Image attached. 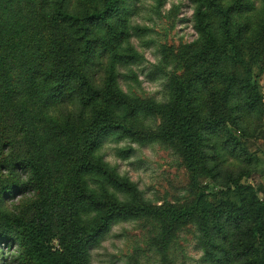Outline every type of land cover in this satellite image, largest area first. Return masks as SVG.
I'll return each mask as SVG.
<instances>
[{"label": "rangeland", "instance_id": "374dc122", "mask_svg": "<svg viewBox=\"0 0 264 264\" xmlns=\"http://www.w3.org/2000/svg\"><path fill=\"white\" fill-rule=\"evenodd\" d=\"M125 1L124 19L130 33L124 48L135 55H130L128 63L118 64L117 77L111 80L114 48L104 56L105 43L100 45L90 70V80L99 92L92 105L75 94L58 102L60 94L52 89L37 103L31 83H39L40 76L30 83L24 77L21 85L22 75L33 74V69L14 70L18 78L11 84L14 92L0 95V134L10 128L5 113L23 105V124L14 122L21 129L14 135L17 152L40 161L43 184L40 194L0 195V212L19 215L22 211L27 222L46 207L51 244L60 250L73 247L68 253L73 264H228L216 247H227L234 232L222 216L223 204L241 205L251 195L264 202V0H222L235 7L239 48L234 61L238 64L228 65L223 75L210 70L202 93L195 96L200 111L197 127L208 137L202 135L208 145L203 148L208 169L188 160L178 141L165 139L162 127L173 80H187L193 74L185 59L188 48L200 37L197 16L202 13V21L213 26L220 25V18L203 0ZM2 2L13 7L21 0ZM81 5L78 8L83 12L92 7L85 0ZM9 14L2 15L7 18ZM30 34L33 43L41 44L52 32L43 25H32ZM105 34L98 38L103 40ZM0 39L5 45L0 56H29L38 68V58L53 51L58 61L62 58L55 67L73 56L74 47L63 53L54 49L58 43L48 45L39 55V49L31 48L30 54L22 55L8 46L10 33ZM40 69L42 76L45 72ZM234 73L247 82L251 77L252 83L232 98V105L241 109L237 116L236 111L233 115L223 112L228 99L224 93L235 95L230 83ZM219 91H223L220 102L214 96ZM242 93L246 97L239 98ZM94 107L103 114L117 112L112 121L98 124L109 125L111 130L94 131ZM217 118L226 119L227 126L213 121ZM208 120L211 124L205 123ZM84 125L91 132L88 138L83 136ZM228 136L233 139L228 141ZM3 173L0 168V183ZM234 179L239 184H232ZM18 234L14 228L0 227V264H26L17 257L22 252Z\"/></svg>", "mask_w": 264, "mask_h": 264}, {"label": "trees", "instance_id": "16d2710c", "mask_svg": "<svg viewBox=\"0 0 264 264\" xmlns=\"http://www.w3.org/2000/svg\"><path fill=\"white\" fill-rule=\"evenodd\" d=\"M85 1H88L92 7L83 12L78 8L82 4V0H21V2L16 4L13 3V7L4 6V3L0 0V24H5L0 26V37L5 33L12 35L8 46L11 47L14 53L18 52L23 55V53H28L31 48L34 51L39 49L36 53L39 55L42 50L46 51V47L53 43H58L54 46V49H59L57 51L63 53L74 47L72 49L73 56L67 57L64 65L60 67H55V65L60 63L59 61L62 58L58 61L54 51L51 54H47L46 57L38 58L39 68L32 59L30 60L29 56L24 55L21 58L13 56L6 59L2 57L3 55L0 56V95L7 96L10 92H14L11 84L18 81L14 72L15 69L17 71L19 69H33V74L30 73L27 77L22 75L20 84L24 77L26 78V83H30L31 80L40 76L39 83H31L34 90L37 91V103L43 102V95L46 90L52 89V91L56 90L57 94H60L58 102H62L68 96L75 94L82 95L80 96L81 98L88 100L86 105L90 106L93 104L99 92L95 88L93 81L91 82L90 80L92 79L90 70L92 60L96 56L100 45L103 42L105 43L104 56L109 55L110 49L114 48L111 51V53L114 52V57L109 69L110 75L108 76V79L111 78V80L117 77L118 64L128 63L127 59H129L131 54L135 55V53H133V50L130 52L129 47L124 48V42L130 33V27L126 25L124 19L126 1ZM203 3L215 10L220 18V25L205 24L204 20L202 21L201 19L202 13L200 12L202 11H199L200 15L197 16V19H199L200 37L195 44L188 48L189 54L186 53L187 58L185 59L188 66L192 68L193 74L188 75L189 79L187 80L186 78L177 81L176 79L173 80L172 99L170 105H168L162 132L165 139L178 141L188 160L201 163L204 169H208L205 163L206 158L203 154V148L208 145L205 144V139L202 136L204 135L203 132L199 131L197 127L200 111L196 105L195 96L200 92L202 93V86L208 82L207 75L210 70H216L219 75H223L227 74L226 68L228 65L237 66L238 63H235L234 57L235 54H238L239 42L236 35V25H234L233 20L235 7L224 4L222 0H213V2L203 0ZM75 4L76 9L79 10L73 9ZM84 4L85 2H83ZM83 5L81 6L84 7ZM2 8L4 9L3 11ZM6 11H10L7 18L6 15H2ZM102 23H106L105 27H101L100 24ZM32 25H43L44 28H49L52 34L41 44L33 43L30 34ZM99 27H101L100 30ZM102 33H106L103 40L98 38V35H102ZM46 41L49 42L45 45L44 42ZM4 46L0 39V52ZM79 55L83 56L81 60ZM223 62H226L225 67H223ZM221 67L224 69L221 70ZM40 68L45 72L42 76L39 74ZM238 68L243 71L242 67ZM235 69L238 70L237 68ZM244 71L246 74L247 70ZM234 74L235 77L230 83L235 90V95L231 91L230 93L229 91L224 93L228 96V99L226 98L227 102H224L223 112L233 115V112L236 111L234 116H237L241 114V109L232 105V98L236 99L239 92H246L245 89H248L252 83L251 77L250 82H247L242 75ZM245 81L247 85L244 84ZM220 94H223V91L214 92V96L218 98V101H221V97L223 98ZM51 95L55 94L52 93ZM240 96L239 98H244L246 93H242ZM258 101H262L259 96ZM118 102L121 101L119 100ZM255 102L256 99H254V106ZM112 111L109 114H103L98 107L97 109L94 107L92 111L94 131L103 133L111 130L112 127L109 125L99 126L98 124L112 121V116L117 113ZM9 112L10 109L5 113V116L9 120L10 128H8V132L3 131L2 135L0 134V168L4 172L2 175L4 181L0 183V195L3 198H9L25 192L40 194L43 184L42 174L40 173V161L33 155L19 154L17 152V143L14 140V135H17L21 130L20 125L17 126L14 122L21 121L23 124V105H18ZM130 115L129 111L126 110V117L129 118ZM213 121L219 122L223 127H226L228 122L222 118L213 119ZM205 123L211 124L210 120L205 121ZM233 125H236L235 121ZM85 127L86 125H84L83 136L88 138L91 132L86 131ZM0 129L3 128L0 127ZM231 133V130L227 131V134ZM230 139L233 138L228 136L227 140L230 141ZM13 151H16L19 155H13ZM231 183L237 185L239 184V179H234ZM19 213V215L18 213L3 215L0 212V227H11L19 233L16 238L20 241L22 252L17 254V257L22 263L73 264L71 256L68 255L70 250H73V247L60 250L55 249L51 244V225L46 223L49 216V211L47 212L46 207L39 209L35 217L28 219L27 222L23 218L24 215L21 214L22 211ZM222 216L234 228L227 247L216 245L228 264H264V202L252 195L245 197L241 205L225 202L222 207ZM4 240H8V238ZM75 253L73 258L77 260L79 256Z\"/></svg>", "mask_w": 264, "mask_h": 264}]
</instances>
